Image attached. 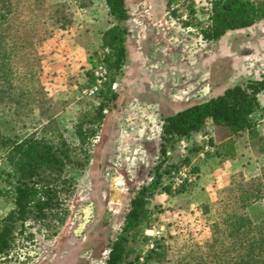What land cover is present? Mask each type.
Instances as JSON below:
<instances>
[{"label": "rangeland", "instance_id": "1", "mask_svg": "<svg viewBox=\"0 0 264 264\" xmlns=\"http://www.w3.org/2000/svg\"><path fill=\"white\" fill-rule=\"evenodd\" d=\"M211 1H180L167 9V0H125L128 18L120 25L127 29L126 52L118 70L103 60L107 53L101 33L115 23L105 0L40 1L37 14L48 28L33 45L37 60L27 57L37 66L34 79L13 55L3 63L8 68L0 73V133L19 140L43 137L54 145L64 141L71 148L65 174L75 180V188L65 200V215L56 230L28 222L0 264H104L121 233L130 201L150 182L160 162L163 119L264 74V20L214 41L204 40L197 28L183 26L190 9L193 19L206 24ZM28 32L36 38L42 31L33 25ZM97 64L108 72L101 90L80 97ZM101 102L102 121L89 123ZM263 118L264 110L254 112L255 129L264 141ZM81 121L83 128L94 129L84 142L75 135V125ZM200 132L212 136L214 151L207 159L221 155L227 141L232 142L234 155L247 152L252 158L247 131L233 135L207 122ZM167 143L175 160L191 159L198 149L196 140L184 152L174 142ZM216 150L220 154L215 155ZM6 172L10 168L0 149V217L14 207L6 192ZM231 174L227 177L219 171L209 203ZM188 193L158 187L146 197L147 221L164 227L161 238L171 235L191 242L210 237L207 224L215 214L203 207L188 211ZM260 205L264 208V201ZM148 228L143 227L145 238ZM143 246L139 240L128 241L131 260L143 252ZM139 258L136 264L143 262ZM147 264L159 263L150 258Z\"/></svg>", "mask_w": 264, "mask_h": 264}, {"label": "trees", "instance_id": "2", "mask_svg": "<svg viewBox=\"0 0 264 264\" xmlns=\"http://www.w3.org/2000/svg\"><path fill=\"white\" fill-rule=\"evenodd\" d=\"M40 1L0 0V73L8 68V64L3 65L4 60L13 55L29 71L30 79H34L37 66L31 65L27 57L37 60L33 45L42 39L48 28L46 20H41L37 14ZM180 1L186 0H167V9H172ZM105 4L115 23L101 33V45L109 49L103 60L110 69L118 70L125 59L127 33L120 23L127 20L128 14L125 0H105ZM188 15L189 19L183 22V26L197 28L204 40L214 41L228 31L250 27L264 20V0H212L206 24L193 19L192 9ZM33 25L42 31L36 38L28 32ZM5 76L8 79L6 73ZM5 86L7 88V83ZM259 109L264 110V74L166 116L161 126L160 162L150 182L142 186L130 201L121 233L111 244L104 264H136L142 254H136V261L131 260V248L127 244L129 240H139L142 245L146 241L142 234L143 227L150 226L146 197L158 187L169 191L165 184L166 174L175 158L167 142H174L177 146L181 138L192 137L211 122L233 135L247 131L254 155L264 162V141L253 120L254 112ZM103 110L101 102L96 107L95 118L89 123L100 124ZM83 123L75 125V135L81 142L94 134V129L83 128ZM222 148L221 154L229 158L235 156L231 141L225 142ZM0 149L5 151V160L10 168V172H6L5 179L9 185L6 192L14 204L0 217L1 258L13 248L18 234L28 222L41 223L56 230L65 215L64 203L75 188V180L65 174L71 148L64 141L54 145L43 137L19 140L12 134L0 133ZM218 154L216 150L215 155ZM263 201L264 164L255 176L249 178L242 171L233 172L216 200L203 206L205 212L213 211L216 217L207 224L210 237L186 242L167 235L156 240L141 264H147L150 258L159 264H264V208L260 205Z\"/></svg>", "mask_w": 264, "mask_h": 264}, {"label": "built area", "instance_id": "3", "mask_svg": "<svg viewBox=\"0 0 264 264\" xmlns=\"http://www.w3.org/2000/svg\"><path fill=\"white\" fill-rule=\"evenodd\" d=\"M104 50L107 54L109 53L108 48H104ZM107 73V69L103 64H97L92 70V82L89 86L81 88L79 92L80 97H92L96 95L101 90L106 80ZM194 140L198 141V149L195 156L191 159H177L169 167L165 181L169 192L175 193L179 190L184 191L195 186L199 178V164L206 160L207 156L214 151L212 136L208 132H199L188 139L181 138L177 147L180 151L184 152L186 151V146ZM163 232L164 227L155 223L146 229L145 234L147 238L139 261H143L145 253L154 247L156 240L161 238Z\"/></svg>", "mask_w": 264, "mask_h": 264}, {"label": "crops", "instance_id": "4", "mask_svg": "<svg viewBox=\"0 0 264 264\" xmlns=\"http://www.w3.org/2000/svg\"><path fill=\"white\" fill-rule=\"evenodd\" d=\"M261 121H264V118ZM250 155L252 158H249L247 152H245L244 155L237 154L233 158H229L221 154L210 157L204 163H200L199 178L196 185L187 191H182L189 192L187 196L189 200L185 203L188 206V211L192 209L202 210L203 203H209L212 195L210 192H216L218 187L219 171H223V174L227 177L235 171H242L248 178L255 176L264 162L261 157L255 156L252 150ZM188 218L191 220L190 215Z\"/></svg>", "mask_w": 264, "mask_h": 264}]
</instances>
